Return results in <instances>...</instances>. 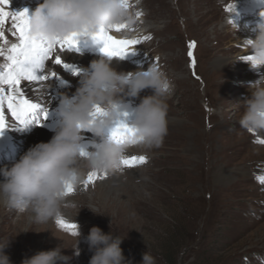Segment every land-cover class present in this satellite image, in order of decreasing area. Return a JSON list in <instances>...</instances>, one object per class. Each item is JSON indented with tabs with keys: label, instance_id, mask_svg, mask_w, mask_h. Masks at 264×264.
I'll list each match as a JSON object with an SVG mask.
<instances>
[{
	"label": "rangeland",
	"instance_id": "rangeland-1",
	"mask_svg": "<svg viewBox=\"0 0 264 264\" xmlns=\"http://www.w3.org/2000/svg\"><path fill=\"white\" fill-rule=\"evenodd\" d=\"M261 1L264 3L129 0L135 22L114 32L118 38L140 40L134 50L123 58H109L100 51L101 41L98 45L88 42L86 46L79 42L72 48L73 54L84 53L88 57L87 67L100 58L110 59L118 72L146 70L152 64L160 67L172 87L167 100L168 133L159 148L129 149L146 156L145 164L131 169L121 166L122 171L100 174L102 178L94 185L85 190L75 188L73 199L68 196L69 204L76 206L66 207L71 216L63 211L61 217L79 228L78 256L72 249L73 236L55 222L42 228L50 231L32 224V230L42 232L19 234L29 225L17 220L15 212L1 210L0 243L10 241L4 251L12 264H21L25 257L62 243L63 254L71 257L69 264H89L92 252L86 236L92 226L124 239L121 248L132 264H141L145 251L154 257L155 264H264V185L257 180V176L264 175V144L256 142L264 139V132L248 133L238 124L242 102L250 96L249 83L263 76L241 59L250 54L244 40L254 38L253 29L260 20L244 21L238 14L242 11L249 18ZM37 2L41 4L43 0H13L12 4L9 0L4 7L10 14L27 10L30 16ZM228 5H235V11H226ZM11 24L9 18L3 29L8 41L5 48L18 42ZM192 41L196 43L194 69L187 55ZM3 63L5 60L0 57V64ZM67 64L78 70L79 79L73 80V71L63 68L55 79L60 84L53 88L61 97H71L76 92L87 68L83 63H79V69L73 63ZM49 66L46 63V68ZM52 81L42 82V88L51 89ZM151 94L150 89H145L140 97ZM43 97L40 102L46 107ZM138 103L136 98L134 104ZM6 115L9 125L14 123L11 114ZM49 117L53 118L54 112ZM9 128V142L0 133V152L4 157L10 146L20 150L25 143L16 134L18 127ZM49 131L53 133L55 129ZM84 132L88 134L84 142L87 144L92 133ZM88 206L103 215L93 213Z\"/></svg>",
	"mask_w": 264,
	"mask_h": 264
},
{
	"label": "clouds",
	"instance_id": "clouds-1",
	"mask_svg": "<svg viewBox=\"0 0 264 264\" xmlns=\"http://www.w3.org/2000/svg\"><path fill=\"white\" fill-rule=\"evenodd\" d=\"M260 16L261 21L253 29L254 38L244 40L250 49L246 61L257 72L264 67V11ZM134 22L122 0H43L29 16V33L51 43L71 33L107 31L117 24L131 27ZM248 88L250 96L242 102L238 124L248 133L264 132V76L250 82ZM145 89L152 94L141 98ZM171 91L170 80L155 64L125 73L116 71L110 59L93 60L83 70L76 92L71 97L62 96L61 119L53 137L30 147L10 168L0 167V207L15 212L17 220L29 225L19 234L42 232L32 230L30 225L56 223L66 207H75L67 200L66 187L76 188L89 172L122 171L121 159L133 146L146 150L161 147L168 133L167 100ZM136 98L138 104H134ZM97 107L102 109L101 114H94ZM124 112L130 114L131 132L118 143L106 134V129ZM85 130L92 133L87 144L82 134ZM82 150L86 155H81ZM87 208L103 215L92 206ZM76 233L72 235V249L78 256L79 228ZM123 240L92 226L86 236L92 252L89 264H132L123 254ZM9 243H0V264H12L4 251ZM63 249L62 243L51 250L37 251L21 264H69L71 257L64 255ZM141 264H155V259L145 251Z\"/></svg>",
	"mask_w": 264,
	"mask_h": 264
},
{
	"label": "snow or ice",
	"instance_id": "snow-or-ice-1",
	"mask_svg": "<svg viewBox=\"0 0 264 264\" xmlns=\"http://www.w3.org/2000/svg\"><path fill=\"white\" fill-rule=\"evenodd\" d=\"M122 2L126 7H129V0H122ZM8 4L9 0H0V57L5 60V63L0 64V133L8 126L26 128L33 124H40L48 118L49 109L43 104L29 99L26 95V88L31 89L36 85L42 87V82L58 79L57 72L51 66L46 68V63L62 66L65 70H72L73 74H78V70L64 63L61 53L66 49L74 48L81 37L88 36L93 40L101 41L103 47L100 51L109 58H123L126 52L134 50V46L141 43L138 39H117L110 34L112 31L120 32L126 29L127 24L113 25L110 30H101L96 33H71L49 43L30 35L27 10L10 14L5 11L4 7ZM226 11H235V5H228ZM9 18L12 20V35L18 42L5 48L8 41L3 29ZM146 39H150V37H146ZM195 47L194 41L188 44L187 55L193 69L197 63L193 51ZM241 59L246 61L250 59V56L246 54ZM197 79H199L198 76ZM7 113L11 114V119L14 121L11 125L8 123ZM101 113L102 109L97 107L94 114ZM129 115L127 112L122 113L121 118L114 122L109 129L110 138L118 143L131 132L128 123ZM256 142L264 144V139H257ZM81 155L84 156L86 153L82 150ZM146 162L147 157L144 155H127L121 159V166L131 169ZM101 178L100 173L89 172L86 179L82 181L81 187L87 189ZM257 180L261 185H264V175L257 176ZM75 190L71 185H68L66 195L73 194ZM56 224L71 235L77 234V224L71 223L63 217H58Z\"/></svg>",
	"mask_w": 264,
	"mask_h": 264
},
{
	"label": "bare ground",
	"instance_id": "bare-ground-1",
	"mask_svg": "<svg viewBox=\"0 0 264 264\" xmlns=\"http://www.w3.org/2000/svg\"><path fill=\"white\" fill-rule=\"evenodd\" d=\"M11 1H13V0H10V3H11ZM227 1H229V3H227V4L232 3V0H227ZM39 4L40 3H38L37 5L39 6ZM256 4H257L256 7L258 6V10L256 11V13L254 15H250L249 18H247V17H245V15L241 11L238 14L239 17L240 18H243L244 17L243 18L244 21H246V20L248 21V20L255 19V18L257 20H260L261 21L260 13H261V11L264 10V5H263L264 3L261 1V2H257ZM37 5H36V7H38ZM110 34L113 35L117 39H122V38H118L115 35L116 33L114 31H112ZM79 42H81L83 44L82 46H86L88 42L91 43V44H93V45H98V41L97 40H93V39H89V40L87 39L86 40V38H81V39L78 40L77 43H79ZM75 47H77V44L75 45ZM73 49H75V48H73ZM80 49H81V47H80ZM71 51H72V49H70L69 51L66 49L63 53H61V56H62V59H63L64 63H66V64L68 62L73 63L76 66V68L79 69L78 65L81 66V64H79V63H83L85 65V64H87V62H90V60H88V61L86 60L88 57L85 56L84 53H80V54H83V55L73 54ZM115 62H114V64H115ZM49 65L57 72V74L62 73L64 71L62 66H59V65H51V64H49ZM85 66L87 67V65H85ZM260 72L264 76V67H261L260 68ZM71 78L73 80H76V81L79 79L78 76L76 74H73V73L71 75ZM58 84H60V81L54 79L51 82V85H53V87L51 89L42 88L39 85L33 86L31 89H27L26 88V95L33 102L41 103L40 102L41 97H43V96L46 97L45 103H46V107L49 109L48 118L46 120L42 121V123H40L38 125L33 124L31 126L32 128L30 129L31 133H29L30 131H28L29 130L28 127H26V128L25 127H18L17 128L18 129L17 130L18 133H16V134H18L19 135L18 137L23 138L24 141H25L24 146H23V149L16 150V148L14 146H10L9 147V152L7 153V156L6 157H4L2 155V153L0 152V167L7 166V167L10 168L15 162H17L20 159V157L30 147H32V146H34V145H36L37 143H40V142H48L53 137V135L55 134V131H56V129H57L59 123H60V119H61V117L59 116V114H60V101H61V98L62 97L59 96L55 92V90H53L54 85H58ZM51 112H54V117L53 118L52 117L51 118L49 117V114ZM57 116L60 117V118H58ZM35 128H39L40 130H38V131L35 132V131H33ZM51 128L55 129V131L53 133H51L49 131ZM11 132L12 131H11V128H9V126L6 127L3 130L2 134H4V137H5V141L6 142H9L10 138L12 137ZM33 132H34V134L29 137V135L32 134ZM35 133H36V135H35ZM82 134L84 136V142H87L86 140H88V138H85V137H87L88 134H86L84 131H83ZM128 152H129V154H127V155H137V156L142 155L140 153L137 154L136 152H133V151L130 152V150ZM79 187H81V184H79L76 188H79ZM83 190H85V189H83ZM106 191L107 190L105 188V189H103L102 193L104 194ZM73 194L69 195V197L72 198V199L74 198L73 197ZM4 209L5 208L0 207V213H2L1 210L2 211H7V209H5V210ZM131 209L133 210V208H131ZM64 211H65V213L67 212V214L69 216H71V212L67 208H66V210L64 209ZM23 221L24 220L21 219V223H23ZM42 228H44V225L40 227V230H43ZM37 235H40V234H37Z\"/></svg>",
	"mask_w": 264,
	"mask_h": 264
}]
</instances>
